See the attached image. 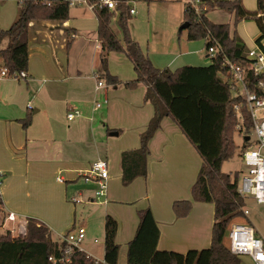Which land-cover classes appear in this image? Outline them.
Segmentation results:
<instances>
[{"label": "crops", "instance_id": "crops-1", "mask_svg": "<svg viewBox=\"0 0 264 264\" xmlns=\"http://www.w3.org/2000/svg\"><path fill=\"white\" fill-rule=\"evenodd\" d=\"M11 2L0 0V28L9 27L16 17L19 0L15 6L10 5ZM242 2L247 9L256 8V0ZM212 11L208 12V18H211ZM35 13L28 29L24 69L27 77L18 81L0 77V195L4 208L7 212L22 214L20 209L10 205L5 196L9 189L12 191L15 187L9 181L14 166L18 168L19 181L26 187L30 183L43 181L47 169L54 173L64 171L68 177L56 176V180L62 183L82 179L85 187L93 191L91 200L93 197L96 199V184L91 179L86 181L82 174L89 170L94 160L105 159L109 176L103 202L108 210L110 203L106 197L124 187L121 183L120 153L139 146V134L146 128L154 112L152 105L143 101L146 87L139 85L135 89H126L121 85L106 86L101 83L103 86L95 89L99 80L96 78L98 70L94 68L98 64L100 66V47H96L95 52H99L98 58L92 57L88 41L97 39L96 28L92 36L88 35V9L69 6L63 19L45 16L42 9H37ZM228 20L216 23H229ZM74 36L82 37V40L76 42ZM238 36L248 48L243 36ZM257 36L250 39L252 45ZM188 45L192 50L184 52L175 67L210 62L203 63L196 56L191 58L190 55L195 54L200 46L193 43ZM70 53L75 55L76 60L71 63L72 68L69 70ZM76 55L84 57L81 63L77 61L79 58ZM206 55H209L207 51ZM110 57L108 53L107 59L111 60ZM171 60L163 68H175L169 65ZM120 64L127 75L119 79H133L135 72L132 63L130 70L127 62L121 60ZM88 67L89 71L83 70ZM117 74L123 76L122 73ZM109 86L112 88L109 89ZM104 97L106 103L96 107L98 98L101 100ZM70 108L79 109V114L68 120L66 114ZM27 116L30 117V124L23 127L21 120ZM110 131L113 134L118 131V136L110 135ZM148 147L147 175L137 177L125 186L133 191L135 187L132 198L143 197L141 202L144 203L135 208L137 222L132 220L129 226L112 213L119 221L115 241L126 236L127 241L122 243L127 247L138 223L137 211L149 206L160 232L157 247L169 249L177 246L179 250L198 248L197 243L185 237L188 234L198 241L203 232L208 234L206 244H210L213 205L210 207L204 202L193 201L185 217H176L172 210L175 200H192L190 187L200 165L197 153L170 117L162 119ZM207 220L208 228L204 226Z\"/></svg>", "mask_w": 264, "mask_h": 264}, {"label": "trees", "instance_id": "trees-1", "mask_svg": "<svg viewBox=\"0 0 264 264\" xmlns=\"http://www.w3.org/2000/svg\"><path fill=\"white\" fill-rule=\"evenodd\" d=\"M199 9L183 3V29L188 40H203L205 49L217 41L221 51H216L205 65H182L175 68H159L144 54L137 41L130 37L127 21L130 6L126 0H116L115 10L96 8V39L100 47V66L97 80L106 85H122L135 89L146 87L143 101L153 106V115L146 128L139 134V146L120 153L121 183L126 186L137 177L147 175L148 142L160 127L164 117H170L197 153L200 165L190 187L192 200H175L172 210L176 217L189 214L192 202H208L213 205V222L209 247L189 249L185 253L159 250V228L149 206L137 211L138 223L127 243L128 264H240L224 243L232 220L242 218L241 208L246 201L237 192L238 174L221 171V164L235 150L234 134L238 122L233 105L239 98L231 94L225 78L227 69L223 57L238 64H245L247 47L234 29L238 22L251 19L259 29L255 38L264 37V0H256L254 10L247 9L242 0H199ZM42 0H20L14 21L7 28H0V69L10 73L26 68L28 29L35 11L42 9L45 16L63 19L69 5L53 1L46 5ZM206 5V8H202ZM224 10L232 14L231 23L212 22L207 14L212 10ZM116 14L123 31L121 42L111 29V17ZM124 54L132 63L135 77L121 81L108 70L107 54ZM103 79V80H101ZM245 113L244 109H241ZM22 126L30 124V117L21 120ZM249 127L248 119L245 120ZM4 203L0 195V218L4 215ZM74 225V224H73ZM73 225L71 228H73ZM68 229L65 233L67 234ZM116 220L106 214L104 219L103 258L97 260L82 250L74 249L69 264H116L118 244L115 242ZM63 241H54L49 228L34 218H27L24 234L0 235V264H50L48 257L57 255Z\"/></svg>", "mask_w": 264, "mask_h": 264}, {"label": "rangeland", "instance_id": "rangeland-1", "mask_svg": "<svg viewBox=\"0 0 264 264\" xmlns=\"http://www.w3.org/2000/svg\"><path fill=\"white\" fill-rule=\"evenodd\" d=\"M10 1H12L10 5L15 6L17 0ZM126 3L135 11L133 14L129 15L127 21L130 37L138 42L144 54L148 56L155 66L163 68L165 63L170 59L173 60H171L169 65L172 67L177 66L179 59L182 58L181 55H184V52L192 50V47L189 46L188 43L198 44L200 46L195 54L190 55L191 58L196 56V58L201 62L203 61V63L210 61V58L208 57L209 55H206L203 40L186 39V31L183 29L182 13L184 0H126ZM202 8H206V5ZM210 17L211 18L209 19L214 22L229 19V23L232 24L233 21L232 15L229 12L219 9L213 10L210 13ZM95 18L93 10L88 8V20H90L88 21V35L90 34V36L93 35L96 28ZM110 25L118 39L123 42V31L117 22L116 14L111 17ZM231 28L234 29L238 35L240 34L243 36L246 45L249 47L252 45L250 39H253L259 34V29L251 19L242 20ZM80 40H82V37L76 38V42ZM88 46H91L92 57L98 58V53L101 51L98 50L99 52L95 54L99 47L97 40L92 39L88 41ZM109 53L111 54V60H108V70L111 71L112 74L122 73L121 75L123 76L121 77L119 76L120 74H117L118 78L127 75L124 68L121 67L122 64H120V61L123 60L124 62H127L130 70L131 63L129 59L124 55L121 56L117 52ZM74 56L73 53H70L69 70L72 68L71 63L76 60ZM76 56L79 58L78 55ZM83 59L84 57H81L77 61L81 63ZM94 69L99 70V64ZM83 70L89 71V67ZM110 88L112 87L109 86V89ZM101 101L102 99L100 100L98 98L97 102L99 104H101ZM29 113H31V111H29ZM110 135L118 136V131L114 134L110 131ZM127 136L129 137L130 135L128 134ZM250 137L251 139L248 142H244L243 137L235 133L234 143L236 147L233 155L221 164L220 169L222 172L231 175H234L235 173L238 174V182L240 181V178L247 173L242 153L245 147L248 148L252 146L253 135L250 134ZM17 171L18 168L14 166L13 172L10 173L11 177L9 181H11L15 187L12 191L9 189V193L5 196L10 205L16 209H20L22 214L16 213L13 220H8L6 218L8 210L4 208L5 213L3 217L0 218V235H10V237H12L24 234L27 218H34L45 224L50 230L52 240L58 242H60L61 237L72 227L73 224L75 226H82L85 229V236L78 247L97 260H102L105 215L108 214L117 220L112 214L114 213L124 220L127 226H129L132 220L137 222L136 212L134 211L135 208L137 205H143L144 203L141 202L143 201V197L139 199L132 198L135 187H133V191L124 186L122 187L123 189L117 190L114 193H111V196L106 197L108 203H110L107 210L106 204L103 202V197L99 199L93 197L90 200V198L94 196L92 195L93 191L85 187L82 179H78L77 181L66 180L62 183L58 182L56 176L62 175L63 177H68V174L66 175L64 171L54 173V171H49L47 169L45 176L42 178L43 181L30 183L29 187H26L19 181L21 178H18ZM1 181L2 177L0 178V184ZM204 203L207 204V206L212 207L211 203ZM246 203L251 207L255 206L251 197H248ZM132 206H134L133 209ZM257 207L263 209L262 205H257ZM250 219L255 223L256 227L261 230V232H264V223L259 217L251 214ZM237 220H239V218L232 221ZM117 223H119L118 220ZM206 225L208 228V220L207 222H204L205 227ZM207 235L206 232H203L202 238H199L198 241L196 237L192 238L190 235H186L187 237L185 238H190L191 242L197 243L199 246L196 247L198 248L190 247L185 250H179L177 246L169 249L161 248L162 246L157 248L159 250H172L179 253H185L189 249H205L209 247V244H206ZM125 237H120L115 241L118 244L119 249L118 263L116 264H128L126 261L127 247L122 243V241H127L128 238ZM94 239H96L97 242H94ZM224 243L227 246L226 238L224 239ZM121 249H123L122 253ZM239 259L240 264H253L251 259L247 256H239Z\"/></svg>", "mask_w": 264, "mask_h": 264}, {"label": "built area", "instance_id": "built-area-1", "mask_svg": "<svg viewBox=\"0 0 264 264\" xmlns=\"http://www.w3.org/2000/svg\"><path fill=\"white\" fill-rule=\"evenodd\" d=\"M66 2L69 6H83L91 9L93 12L96 8L105 7L109 10H115L116 0H53ZM52 1H45L50 5ZM189 7L194 8L197 12L199 9V0H184ZM130 14L135 11L129 10ZM207 53L212 56L216 51H221L217 41H214L206 49ZM245 64H238L227 56L223 57V65L227 69L226 79L229 83L231 94L239 98V101L233 105V111L237 114L238 122L235 125V131L238 135L248 137L244 142H248L253 135L252 146L244 149L242 158L247 173L244 174L237 183L238 194L248 200L251 197L255 206L251 207L247 203L241 208L242 218L232 221L226 232L227 248L235 256H247L253 264H264V232L256 227L250 219L253 214L259 217L264 223V37L259 41L254 40L251 47L245 52ZM0 77L12 78L14 80H23L27 77L25 70L10 73L6 67L0 69ZM99 81L95 89L103 86ZM106 97L101 101L106 103ZM101 104L95 103L96 107ZM244 109L245 113L241 109ZM79 114V109L70 108L66 117L68 120L73 119ZM248 119L249 127L246 126L245 120ZM86 181L93 180L96 184L95 197L99 199L105 197L107 192L108 164L105 159L94 160L89 170L82 174ZM59 181L62 178H58ZM257 205H262L259 209ZM6 218L13 220L15 214L8 212ZM85 236V229L82 226H74L67 234L63 235L60 241L65 243L64 247L59 248L57 255H50L48 261L50 264H69L70 255L74 249L81 250L78 245ZM94 242H97L94 239ZM83 251V250H82Z\"/></svg>", "mask_w": 264, "mask_h": 264}, {"label": "water", "instance_id": "water-1", "mask_svg": "<svg viewBox=\"0 0 264 264\" xmlns=\"http://www.w3.org/2000/svg\"><path fill=\"white\" fill-rule=\"evenodd\" d=\"M247 139H248V137H245V138H244V140H247Z\"/></svg>", "mask_w": 264, "mask_h": 264}]
</instances>
